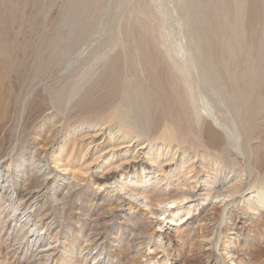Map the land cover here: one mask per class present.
Segmentation results:
<instances>
[{"label":"rangeland","instance_id":"rangeland-1","mask_svg":"<svg viewBox=\"0 0 264 264\" xmlns=\"http://www.w3.org/2000/svg\"><path fill=\"white\" fill-rule=\"evenodd\" d=\"M140 32L143 46L136 41ZM177 62L185 72L175 69ZM0 91V180L9 174L17 189L9 202L0 185V264H221L211 247L219 235L231 239L230 251L243 264H264V0H0ZM184 101L197 108L183 112ZM121 107L132 136L113 150L101 136L90 143L92 128H117L107 115ZM208 111L226 132L211 128ZM164 118L177 128L176 140L149 144L150 156L164 147L158 161L170 167L167 175L149 154L131 156L148 144L145 133L156 136ZM43 141L56 163L39 149ZM185 149L197 152L199 178L193 197L181 203L193 206L178 214V228L179 221L164 222L159 232L148 205L95 179L117 171L144 187L149 199L161 187L172 194L191 181L181 173ZM42 158L50 166L34 219L28 224L18 214L12 220L21 188ZM120 162L124 168L113 169ZM222 177L226 184L241 179L224 199L233 213L225 235L214 229L221 211L208 215L215 199L199 194L205 193L203 179ZM49 243L52 254L39 263L36 254Z\"/></svg>","mask_w":264,"mask_h":264},{"label":"bare ground","instance_id":"bare-ground-1","mask_svg":"<svg viewBox=\"0 0 264 264\" xmlns=\"http://www.w3.org/2000/svg\"><path fill=\"white\" fill-rule=\"evenodd\" d=\"M136 41L139 43V45H142L145 44V41L146 39L144 38L143 36V33L140 32V33H137V36H136ZM143 55L145 56L147 54V49L145 50L143 48ZM5 55V54H4ZM158 65L156 62H154L152 64V67L156 68ZM175 69L176 70H182L185 72L184 70V65L183 63H176L174 65ZM152 68V69H154ZM171 80V79H170ZM184 86L182 88H184L185 90H188L190 88V80L189 79H185L184 80ZM176 86V85H175ZM175 88V87H174ZM178 88V87H177ZM179 89V88H178ZM132 92H134L135 89H130ZM184 91V90H183ZM1 92V91H0ZM1 94V93H0ZM179 94V93H178ZM2 96V95H1ZM135 97V96H134ZM1 102V101H0ZM158 102V101H157ZM158 105V104H157ZM196 104H193L191 102V105L187 104L185 101L182 102V105H181V109L183 112H187L189 110L190 107H193V108H197L195 106ZM118 107V106H117ZM116 108V107H115ZM114 110V109H113ZM122 107L120 109H117L113 112H110L109 113V116L107 115V117H111V118H115L113 120L117 121L118 123V126L116 129H112L110 127H99L97 129L95 128H92V130L89 132V138H90V143L94 142L95 141V138L96 137H100V141L102 140V138H104V141L103 143H107L110 147V149H115L117 148L119 145H120V142H122L124 139H127V138H130V135L129 132H131L130 130L132 129L133 130V124L131 123V121H129V118H122V116L120 115V111H122ZM3 111V110H2ZM6 111V110H5ZM148 111V110H147ZM194 111V110H193ZM99 112V111H98ZM106 112V111H105ZM149 113V112H148ZM153 113V112H152ZM198 113V112H197ZM207 113V112H206ZM122 114V113H121ZM208 115H211L210 112L208 111L207 113ZM7 115V113H6ZM103 116V115H102ZM101 116V117H102ZM198 117V114L195 115V118ZM2 118V117H1ZM5 118V117H4ZM110 118V119H111ZM165 119V118H164ZM100 120V119H99ZM105 120V119H104ZM3 121V120H2ZM103 121V120H101ZM195 121V120H194ZM190 122V121H189ZM196 122V121H195ZM193 122H191L190 124H192ZM183 125V124H182ZM215 125V126H214ZM96 126V125H95ZM93 126V127H95ZM190 126V125H188ZM187 126V127H188ZM210 126L211 128H213L214 130V127H219V128H224L222 126V123L221 121L219 120V118H216L213 114L210 116ZM155 127V126H154ZM186 127V128H187ZM193 127V126H192ZM195 127V126H194ZM1 128V127H0ZM122 128H125V129H129V131H125L124 129ZM153 128V127H152ZM195 129V128H194ZM182 130V129H181ZM150 131V130H149ZM223 131V129H222ZM224 131L226 132L225 128H224ZM151 132V131H150ZM177 128L173 125L172 123V120H170V118H166L162 124V126L159 128L158 130V133H156L155 135L156 136H149L151 135L150 133H145V132H142L139 133L138 131H135L134 133L136 134V136H140V135H143L145 133V135L147 136V140H148V144L145 145V144H141L139 145L136 149H134V153L131 155L132 157H134L135 155L139 154V153H143L144 155L145 154H149V156L152 154V147H151V141L155 140V139H162L164 141H167V142H171L172 140H176V137L178 136L177 135ZM189 132V131H188ZM224 132V133H225ZM134 134V135H135ZM195 134V133H194ZM193 134V135H194ZM198 134V133H197ZM47 136V135H46ZM49 136V135H48ZM85 136V135H84ZM220 136V135H219ZM183 137V136H182ZM211 137V136H210ZM49 138V137H48ZM83 138V137H82ZM136 138V137H134ZM42 140V139H41ZM46 140V138H45ZM50 140V139H49ZM48 140V141H49ZM73 140V139H72ZM185 140V138L183 139ZM198 140V139H197ZM136 141V140H135ZM150 141V142H149ZM181 141V139H180ZM179 141V142H180ZM187 141V140H186ZM194 141V140H193ZM199 141V140H198ZM197 141V142H198ZM73 147H75V144L77 142L76 139H74L73 141ZM174 142V141H173ZM200 142V141H199ZM44 143V141H43ZM47 143V141H46ZM100 143V142H99ZM150 143V144H149ZM172 143V142H171ZM184 143V142H183ZM45 144V143H44ZM40 145L39 149L41 150L42 154L44 156H46L47 154H50L52 155V150L50 151H47V147L46 144L44 145ZM125 147H127L128 149H130L131 147L134 146L135 142L133 141V139L131 141H129L128 143H125ZM180 144V143H179ZM190 144V143H189ZM91 145V144H90ZM89 145V146H90ZM188 145V144H187ZM200 145V144H199ZM208 145V144H207ZM88 146V147H89ZM124 146V145H123ZM122 146V147H123ZM191 148V147H189ZM157 149V148H156ZM158 152L156 155H153V156H150L149 157V160L154 163V164H157V169L159 171V173H162V174H165L167 175V173H169L171 171L170 167L169 166H163V162L161 161H158L160 160L161 156L163 154H166L165 150H164V147L162 145L158 146ZM39 150V151H40ZM45 150V151H44ZM184 154L186 155L185 157V160H181V171L179 169V171L181 173H183L184 175H186L185 177H188V178H191L189 180H191L189 183H185L182 185V188L180 189H176L174 193L170 194L169 190L166 191V188H160V194L156 195L157 197H154L152 199H149L150 197L148 196L147 193V190L144 188V187H139V186H136V183L133 181L131 182H128L127 181V178H125L124 176H122L121 174V177L118 176V173L117 171H112V172H108L110 174L108 175H101V176H95V179L97 181V183L101 186L105 185V184H114L115 186H118L120 189H123L126 191V193L130 196V198H134L135 201H138L140 204H143V205H148V207L146 209H148L149 213H151V224L153 225H157L158 226V231L161 232L163 231V227H165L163 224L164 222L166 224H169V226L171 225H175V223H177L176 221H179V223L177 224V228H178V225L183 221V216L181 215H185V214H189L190 211H191V207L193 206L192 203H189L188 205L184 206L182 205L181 203H184L185 200L193 197V189H196V182L198 181V171H195L194 172V169H195V156L197 155V152H195L194 154L192 155H189L186 151V149L184 150ZM39 156V155H38ZM53 156V155H52ZM83 156V155H82ZM202 156V155H201ZM200 156V157H201ZM175 157V156H174ZM198 157L196 158V162L198 161ZM46 158V157H45ZM45 158H42L44 163L40 166V168L37 170L36 174L33 175V178L29 181V183L25 186H23L21 188V191L19 193V198H18V202L17 204L14 206V209H13V212L11 214V216H9V218H11L12 220L15 219L17 217L18 214H23L21 217L24 218V220L26 221V223L29 224V222H32V219H34L32 216L34 215V211H36L35 208V202H39L40 201V197L43 196V193L44 192H41V188H43L44 184H46V181H47V172L49 170V166H48V162ZM53 160L52 162H55L56 163V158L55 156L52 157ZM171 158V157H169ZM173 158V157H172ZM171 158V159H172ZM96 159V158H95ZM170 159V160H171ZM123 160V159H122ZM127 160V159H126ZM168 160V161H170ZM167 161V162H168ZM68 162V161H67ZM166 162V163H167ZM189 163V165L187 166H184L185 163ZM187 163V164H188ZM153 164V165H154ZM168 165V163H167ZM63 166H66V164H64ZM124 163L123 162H120L119 164H117L116 166H114L113 169H118L119 167H122L124 168ZM8 168V167H7ZM173 168V167H172ZM9 169V168H8ZM121 169V168H120ZM198 169V168H197ZM119 170V169H118ZM130 171V170H129ZM2 171L0 170V178L2 176ZM144 173V172H143ZM127 174V173H126ZM190 176H187L189 175ZM39 175H41L39 177ZM183 175V176H184ZM5 179L2 181L0 180V185L1 183H3V188H6L8 191H9V195L8 196V199L9 202L10 200H12V198H14L16 196V184L15 182H13V180L11 179L10 175L9 174H5ZM119 177V178H118ZM133 177V176H132ZM136 177V176H135ZM226 177H222V178H219L217 180H209V181H206L205 179L202 180L203 183H205L206 185V189H205V193H199L200 195L201 194H204L206 196H211L215 199V200H212L211 202L208 203V215L212 216L210 219H212L214 217V215H216L217 212L221 211L220 212V221L217 223V225L214 227V229H218L219 230V234H226V232L228 231H231V226L229 227L228 223L232 220V217H233V213L229 210H225L227 209V202L225 203L224 202V199L227 198V197H231L233 195V193L238 190L239 186H241L239 184V182H241V179H237L238 181L235 183V184H226ZM158 180V179H157ZM188 181V180H187ZM156 182V181H155ZM193 182V183H192ZM182 183V182H181ZM129 185V186H128ZM140 185V184H139ZM99 186V187H101ZM112 186V185H110ZM125 186V187H124ZM215 186L218 188V189H215ZM108 187V186H107ZM128 187V189L131 190V192H127L128 189L126 190V188ZM177 188H179V185L177 186ZM213 188V190H212ZM159 189V188H158ZM114 190V188H113ZM212 190V191H211ZM157 191V190H156ZM195 196V195H194ZM198 196V195H197ZM234 197V196H233ZM255 197L257 198V202L261 203L262 202V192L261 191H257L256 194H255ZM206 199V198H205ZM212 199V198H211ZM150 200L153 201L152 204H150ZM209 200V199H208ZM232 200V198L230 199ZM250 201V199H247V201ZM43 201V200H42ZM8 203V202H7ZM201 203V201H200ZM245 203V202H244ZM28 206V210L26 211L24 206ZM153 205H155V207H152ZM204 205V204H203ZM202 205V206H203ZM41 206H42V203H41ZM223 208V209H222ZM206 209V210H207ZM26 211V212H24ZM184 211V212H183ZM46 212V211H45ZM183 212V214H181L180 216H178L179 213ZM49 213V212H48ZM47 213V214H48ZM43 214V213H42ZM45 214V213H44ZM236 214V212H235ZM43 218L46 217V214L42 216ZM204 217V216H203ZM47 218V217H46ZM181 220V221H180ZM242 222V221H241ZM230 224V223H229ZM36 226L35 223H31L30 224V233L29 234L30 236H34L36 234V230L34 229L33 230V227ZM168 226V225H167ZM168 226V227H169ZM181 227V226H180ZM205 227V226H204ZM173 228V227H172ZM182 228V227H181ZM239 228V227H238ZM180 229V228H179ZM169 230V229H168ZM174 231L178 232V230H175ZM239 231L237 230V234ZM165 233H167L165 231ZM164 233V234H165ZM230 234V233H229ZM159 238L157 241H159V245L162 247L163 246V242L160 241V237H161V233H159ZM164 236L161 237V240ZM210 237V236H209ZM166 238L169 239V237L166 236ZM206 239V238H205ZM219 240H217L218 242H215V243H212L211 244V247L214 249V252L215 254H217L220 259H221V264H243L241 262V260L238 258L237 255H234V253H232L230 250V246H228V243L232 242L230 241L231 239L230 238H227L226 240H221L220 241V235L218 237ZM239 239V235L236 237V240L238 241ZM229 240V241H228ZM93 241V240H92ZM213 242V241H212ZM167 243V242H166ZM210 243V242H209ZM87 244H90V241L89 243L87 242ZM196 244V243H195ZM204 245L206 244L207 245V242H204L203 243ZM158 245V244H157ZM53 244L52 243H49L47 244L46 246L44 247H41L37 254L39 256V258L41 259V261L39 263H43L44 261H46L52 254V248H53ZM86 246V245H85ZM194 247V246H192ZM203 247V246H202ZM210 247V246H209ZM210 247V248H211ZM246 247V246H245ZM86 248V247H85ZM88 250V249H87ZM205 251V250H204ZM211 251V250H210ZM209 254V253H208ZM197 260L199 261H202L200 260V257L197 256L196 258ZM204 261H202L203 264H208V259H203ZM243 261V260H242ZM210 262V261H209ZM186 263V262H185ZM95 264V263H94ZM192 264V263H191Z\"/></svg>","mask_w":264,"mask_h":264}]
</instances>
